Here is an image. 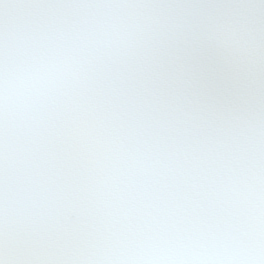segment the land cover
<instances>
[{"label":"snow or ice","instance_id":"6c2138e0","mask_svg":"<svg viewBox=\"0 0 264 264\" xmlns=\"http://www.w3.org/2000/svg\"><path fill=\"white\" fill-rule=\"evenodd\" d=\"M0 264H264V0H0Z\"/></svg>","mask_w":264,"mask_h":264}]
</instances>
